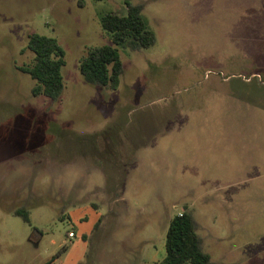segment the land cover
I'll return each instance as SVG.
<instances>
[{
  "label": "rangeland",
  "instance_id": "obj_1",
  "mask_svg": "<svg viewBox=\"0 0 264 264\" xmlns=\"http://www.w3.org/2000/svg\"><path fill=\"white\" fill-rule=\"evenodd\" d=\"M125 1L0 0V264L156 263L183 209L210 264H264V0H128L155 42L100 88L79 59ZM30 33L64 50L56 100Z\"/></svg>",
  "mask_w": 264,
  "mask_h": 264
},
{
  "label": "trees",
  "instance_id": "obj_2",
  "mask_svg": "<svg viewBox=\"0 0 264 264\" xmlns=\"http://www.w3.org/2000/svg\"><path fill=\"white\" fill-rule=\"evenodd\" d=\"M126 13L109 12L100 17L103 30L110 33L113 45L87 47L79 59V72L83 79L94 86L116 89L123 73V64L116 46L138 51L154 44V34L145 26L142 5L125 1ZM33 53L30 64L18 69L27 73L34 81L33 96L43 95L56 100L64 87L61 73L64 65V50L55 38L30 33L27 45L21 52ZM81 139L91 135H78ZM180 213V214H179ZM29 223L28 211L20 207L14 211ZM148 264H210V255L203 248V241L197 233V223L190 211L177 212L169 221L165 237V256L156 263Z\"/></svg>",
  "mask_w": 264,
  "mask_h": 264
},
{
  "label": "built area",
  "instance_id": "obj_3",
  "mask_svg": "<svg viewBox=\"0 0 264 264\" xmlns=\"http://www.w3.org/2000/svg\"><path fill=\"white\" fill-rule=\"evenodd\" d=\"M180 214V213H179Z\"/></svg>",
  "mask_w": 264,
  "mask_h": 264
}]
</instances>
